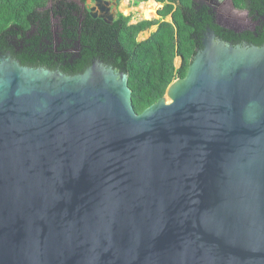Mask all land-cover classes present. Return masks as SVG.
Returning a JSON list of instances; mask_svg holds the SVG:
<instances>
[{"label": "water", "instance_id": "1", "mask_svg": "<svg viewBox=\"0 0 264 264\" xmlns=\"http://www.w3.org/2000/svg\"><path fill=\"white\" fill-rule=\"evenodd\" d=\"M111 25L114 1L90 0ZM0 264H264V45L209 28L137 115L128 76L0 59Z\"/></svg>", "mask_w": 264, "mask_h": 264}, {"label": "trees", "instance_id": "2", "mask_svg": "<svg viewBox=\"0 0 264 264\" xmlns=\"http://www.w3.org/2000/svg\"><path fill=\"white\" fill-rule=\"evenodd\" d=\"M147 0H140L146 2ZM161 8L158 20L130 24V18L117 13L111 25L93 19L85 8L87 0H0V49L6 48L7 30L19 29L20 39L28 32L35 33L23 45V57L18 58L22 67L48 68L55 58L52 50L51 16L59 19L61 37L66 48L79 45L81 51L67 54L69 65L64 70L67 76L82 74L98 60L106 66L128 76V88L134 112L141 115L150 106L162 99L168 87L177 79H184L192 60L202 48V39L209 28L221 41L238 46L239 39L225 34L214 24L207 8H198L194 0H154ZM234 0L236 8L253 10L262 7L261 1ZM51 4L50 8L48 4ZM170 17L171 22L165 20ZM156 27L143 41L140 34ZM49 46L40 49L44 38ZM78 41V43H77ZM264 39L252 47H261ZM45 54V55H43ZM43 56L42 64L31 57ZM63 56H60L62 59ZM179 58L180 67L174 62ZM72 66V67H70ZM73 71H72V70Z\"/></svg>", "mask_w": 264, "mask_h": 264}, {"label": "flooded vegetation", "instance_id": "3", "mask_svg": "<svg viewBox=\"0 0 264 264\" xmlns=\"http://www.w3.org/2000/svg\"><path fill=\"white\" fill-rule=\"evenodd\" d=\"M259 1H261L262 7L250 11L247 10L246 8L245 9L236 8L234 5V0H194V3L198 6V8H207L209 10V14L214 19V24L217 25L222 30L223 33L232 34L236 38H238L239 39L238 46L252 47L255 46L254 45L255 43H259L264 39V0H252L251 2H259ZM91 3L94 5V2L91 1ZM50 7L51 4L49 3L47 8ZM93 7L87 8L85 4V8L88 10V13L90 9ZM50 20H51L50 33L52 35V50L53 53L57 56H55V58L50 62L48 68L37 67L32 69H43L50 72L61 73L65 75L63 73L64 70L67 69L69 65H72L71 64L72 62L68 64L66 61L67 54H72V53L78 54L81 51V49L79 45H74L72 48H66L67 43H65V40L61 37L59 19H55L51 16ZM7 32L9 33H7L5 37L3 36V39L5 38L6 40V46H5L6 48L0 49V59L2 57H9L12 60H14L16 63H18L19 66H21L18 58L23 57L22 54L24 51L23 50L24 42L30 41V47L33 46L34 44L32 43V41L33 39H36L34 37L35 33L34 31L28 32L25 36V39H20V37L18 36L20 33L19 29L17 28L9 29L7 30ZM48 40H49L48 37L43 39V41L39 46L40 49L49 46L50 42ZM60 56H63L62 59L60 58ZM42 57L43 56L41 55H38L37 58H35V56H32L31 59L35 60V62L38 64H42L41 62Z\"/></svg>", "mask_w": 264, "mask_h": 264}, {"label": "rangeland", "instance_id": "4", "mask_svg": "<svg viewBox=\"0 0 264 264\" xmlns=\"http://www.w3.org/2000/svg\"><path fill=\"white\" fill-rule=\"evenodd\" d=\"M51 1V0H49ZM106 1H114L116 3V7L112 9L116 14L121 13L125 17L130 18V24L134 25L141 21H153L158 20L157 11L161 8V6L156 3L154 0H147L146 2H140V0H106ZM94 5L90 0L87 1L86 7L90 8ZM166 22H171L170 17H168ZM156 30V27L151 28L150 30L142 33L139 37V41H143L149 37L151 33ZM181 60L177 58L174 62L176 69L180 67ZM175 82V81H174ZM173 82V83H174ZM172 83V84H173Z\"/></svg>", "mask_w": 264, "mask_h": 264}, {"label": "crops", "instance_id": "5", "mask_svg": "<svg viewBox=\"0 0 264 264\" xmlns=\"http://www.w3.org/2000/svg\"><path fill=\"white\" fill-rule=\"evenodd\" d=\"M148 38V37H147Z\"/></svg>", "mask_w": 264, "mask_h": 264}]
</instances>
